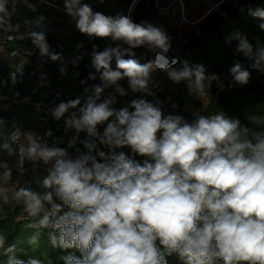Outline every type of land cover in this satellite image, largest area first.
Listing matches in <instances>:
<instances>
[{"label":"clouds","instance_id":"1","mask_svg":"<svg viewBox=\"0 0 264 264\" xmlns=\"http://www.w3.org/2000/svg\"><path fill=\"white\" fill-rule=\"evenodd\" d=\"M18 2L0 0V29L19 33L20 26L11 22ZM63 5L81 34L122 43L102 51L94 45L95 71L89 78L99 74L101 83L50 109L54 120L63 119L65 132L75 130L68 148L85 133L80 143L86 151L76 148L73 157L67 148L48 143L51 130L37 135L16 122L8 127L0 117V152L18 157L20 173L26 161L49 165L38 182L43 191H36L12 181V169L0 160V208L22 207L17 220H28L26 227L34 230L29 248L20 249L8 245L0 232V264H52L47 253L43 259L29 255L44 230L51 247L66 253L60 257L63 264H169L173 255L181 264H264V111L248 115L249 126L220 108L210 109V88L219 76L203 64L169 58L171 41L162 27L136 23L130 15H105L83 0H63ZM247 12L264 31V8L249 6ZM45 19L26 20L33 30L10 39H28L40 57L62 62V53L47 41ZM233 41L238 42L235 53L264 73V45L253 46L240 31L225 39L229 45ZM142 46L154 52V59L137 58L134 50ZM25 63L16 65L13 82L23 75ZM66 70L64 65L59 69L61 74ZM158 70L176 84L186 82L189 94L201 101L191 120L162 111L153 91ZM229 72L234 85L251 79L238 61ZM125 79L128 89L140 95L116 108V95L104 93L111 88L127 96L120 84ZM124 148L131 154L118 151Z\"/></svg>","mask_w":264,"mask_h":264},{"label":"crops","instance_id":"2","mask_svg":"<svg viewBox=\"0 0 264 264\" xmlns=\"http://www.w3.org/2000/svg\"><path fill=\"white\" fill-rule=\"evenodd\" d=\"M138 0H83L89 3L94 11H100L105 15L115 16L116 14L130 15L132 8ZM164 0H157L158 2ZM165 13L158 14L155 4L151 11L147 23L162 27L170 37L172 52L177 54L181 61L187 59L190 63L194 62V58L198 53V43L193 38L194 35L200 37L206 33L205 27H208L209 16L218 14L226 19V16L220 10V7L225 3V0H165ZM35 6L36 10L32 11L27 7L24 0H19L17 4V11L13 14L11 22L13 25H19V33H24L33 30L29 25L25 24L26 20L35 19L39 15L45 16V23L47 24V41L51 49L57 53H62L64 60L52 62L47 57H40L39 50L34 49L31 41L10 39L13 33L10 29H0V117L4 118L11 127L13 122L20 124L24 131H31L37 135L43 134L51 130L52 136L45 137L48 143H53L60 147H65L71 156L78 155L76 148L80 151H86L80 140L86 136L85 133H80V138L76 142L74 148H68V143L75 135V130L65 132L64 121H56L52 118L50 109L54 108L56 104L74 99L76 97L84 96V89L90 88L93 84H100L99 74H96V79H90V74L94 73L91 68V53L93 46H97V50H104L105 47L111 45L115 47L118 43L113 42L110 38H90L81 34L75 27V22L68 16L63 7L61 9H46L38 4L27 1ZM229 3V2H228ZM162 6V7H164ZM11 7V5H9ZM224 8V7H223ZM133 19V18H132ZM135 22V21H134ZM38 30V29H36ZM242 35H245L243 31ZM246 36V35H245ZM261 45L264 41L258 40ZM127 47L126 45H123ZM200 49H206L203 43ZM138 57L142 54V62L149 60L150 53L148 48L139 47L134 50ZM14 53V55H13ZM235 59L228 60L226 66L220 64L219 59L210 58L207 62L200 61L209 73L213 67L221 68L222 72L218 75L219 81H214L210 88V93L215 90L223 89L226 84L231 82V75L229 69L234 61L240 62L242 54L236 53ZM73 58H78V63L73 65ZM25 60L23 75L17 74L16 81L12 80V73L16 70V65ZM241 63V62H240ZM66 66V72L61 74L60 67ZM245 66V64H243ZM180 65H177L179 67ZM113 68L115 62L113 61ZM211 74V73H209ZM264 73H257L254 79H259ZM152 80L153 91L156 97L162 101V111L167 113H175L184 115L191 120L192 111L197 108H202L201 101L190 95L186 82L176 84L171 81L165 72H155ZM264 82V79H262ZM120 84L128 90V95L121 97L114 92L113 89H107L104 95L110 92L116 95V108L124 107L126 104L139 96V93H132L128 89L127 80L120 81ZM221 85L223 87L221 88ZM148 100H153V97H145ZM177 105L173 108L172 105ZM75 111V109L70 110ZM67 115V114H66ZM103 132V126L99 128ZM131 154L130 149H118ZM142 161L144 158L136 157ZM0 160L6 161L12 169V181H19L21 186H28L30 175L34 167H42V162L35 166L30 161L23 164L25 171L20 173L18 171V157L16 155L9 156L7 153L0 152ZM44 166V165H43ZM49 165H45L44 173H47ZM43 168V167H42ZM13 206L5 205L0 210L6 211V215L11 213ZM22 214V208L18 215ZM17 215V216H18ZM17 220V218H16ZM18 221V220H17Z\"/></svg>","mask_w":264,"mask_h":264},{"label":"trees","instance_id":"3","mask_svg":"<svg viewBox=\"0 0 264 264\" xmlns=\"http://www.w3.org/2000/svg\"><path fill=\"white\" fill-rule=\"evenodd\" d=\"M154 5L155 0H138L132 8L131 18L136 23L146 22ZM249 6L252 8H264V0H231L223 8L226 19L218 14L209 16L210 23L208 27H205L206 33L200 37L193 36L198 43V53L194 58V62L191 61V63L207 62L210 58H214L219 59L222 66H226L228 60L236 58L235 49L238 42L233 41L230 45L225 42L226 37L231 35L235 29L243 31L253 46L257 44L258 40L264 41V31H261L258 27L260 21L248 15L247 9ZM241 7L245 9L244 12L240 11ZM203 43L206 45V49H200ZM137 58L142 61V54H139ZM240 62L245 64V67L251 72L249 83L239 89L237 85L229 82L223 89L212 91L209 108L212 110H215V107L220 108L230 116L240 119L242 124L249 125L248 115L257 111H264V82H262L264 75L259 79L253 80L255 75L260 72L249 67L252 62L245 58L243 54ZM221 72V68L215 66L209 73L219 75ZM230 81H232V78ZM45 175L47 173H44V168L40 167V165L34 167L28 186L36 191H43V189L38 187V182ZM21 208L13 206L11 213L7 215L0 214V232L7 237V244L16 245L17 249L29 248L27 241L34 232L33 229L26 227L28 220H16ZM45 253L51 259L52 264H63L60 257L66 253L51 247L47 238V230H44L38 246L35 250H30L29 255L32 258L43 259ZM77 255H79L78 252ZM20 258L27 259V257L23 256ZM168 261L169 264H181L175 255L169 257Z\"/></svg>","mask_w":264,"mask_h":264},{"label":"built area","instance_id":"4","mask_svg":"<svg viewBox=\"0 0 264 264\" xmlns=\"http://www.w3.org/2000/svg\"><path fill=\"white\" fill-rule=\"evenodd\" d=\"M27 1L33 2L35 4H38V5L46 8V9H61V7H64L63 0H44V2H41V0H27ZM177 1H179V0H177ZM49 5H51V6H49ZM155 7H156V11H157L158 14H164L165 11H166V9L164 7H159L158 5H155ZM90 40H94V37L90 38ZM148 51L150 53L149 60L150 59H154V56H155L154 52L150 51L149 49H148ZM167 56L169 58H179V60L181 61L180 57L177 54H174L172 52V47L169 50V52L167 53ZM156 72H163V71L158 70ZM42 167L45 168V164L42 163Z\"/></svg>","mask_w":264,"mask_h":264},{"label":"rangeland","instance_id":"5","mask_svg":"<svg viewBox=\"0 0 264 264\" xmlns=\"http://www.w3.org/2000/svg\"><path fill=\"white\" fill-rule=\"evenodd\" d=\"M230 1H231V0H225V3L220 7V10L222 11L223 7H225V5H226L228 2H230ZM166 2H167V1L164 0L163 3L160 2V1L157 3V0H155V4H159V7L164 6V5L166 4ZM164 8H165V6H164ZM206 69L209 70L208 67H207ZM237 87H238L239 89H242V87L239 86V85H237ZM0 212L3 213V214L6 213V211H4V210H0ZM6 215H7V214H6ZM18 216H19V215H18ZM18 216H17V217H18Z\"/></svg>","mask_w":264,"mask_h":264}]
</instances>
